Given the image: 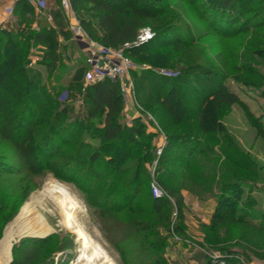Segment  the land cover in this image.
<instances>
[{"label": "trees", "instance_id": "1", "mask_svg": "<svg viewBox=\"0 0 264 264\" xmlns=\"http://www.w3.org/2000/svg\"><path fill=\"white\" fill-rule=\"evenodd\" d=\"M188 1L196 3L198 0ZM244 1L246 5L237 0H207L199 7L205 13H211L209 26L212 31L222 38H229L264 27V7L257 10L249 7L254 3L263 4L264 0ZM46 3V8L36 15L30 3L16 0L13 7L14 22L0 30V138L11 136L15 147L23 150L22 159L27 170L37 169L40 172L52 169L53 157L58 156L62 147L74 136L80 135L78 146L73 153L66 155L65 160L70 165L64 170L66 176L59 173L57 176L78 180L88 190H100L103 198L98 206L114 207V210L107 209L101 213L119 215L130 208L123 222L143 239L144 249L154 253L148 264H170L165 253L173 233L179 235L180 227L170 228L168 225L172 205L179 212L184 208L182 190L185 187L186 169L194 165L191 158L200 153L211 163L220 159L231 164V159L234 164L239 162L233 140L217 137L221 126L216 124V113L234 104L245 108V103L237 93L227 88L224 83L227 73L216 65L188 64L172 71L173 75H162L153 69H142L138 73L133 70L137 95L140 93L137 99H143L144 106L151 109L153 114H158L159 110L166 114L167 123L162 126L166 131L165 145L157 157L154 138L160 133L156 129L146 130L140 117L132 119L130 124L124 123L121 118L123 97L118 82L109 78L88 82L85 60L75 70L70 84L60 91L49 90L46 84L33 77L31 69L27 67L31 45L40 44L44 47V63L50 73L64 66L62 60H69L67 50H72L71 44L58 39L61 36L69 41L71 37L69 22L60 7V0H52L51 5L48 1ZM69 3L89 39L111 49L122 48L125 55L133 60L139 59L154 46L161 45L170 47L174 52H182L195 42L190 26L182 27L172 20L178 15L167 0H69ZM48 14L53 25L47 22ZM34 19L38 24L37 29H32L30 25ZM145 27H150L154 35L139 43L138 35ZM258 52L264 56V36L262 48ZM166 65L173 64L166 62ZM165 87L168 90L162 93ZM63 93L66 95L64 99L61 98ZM48 109L53 112L50 117L44 113ZM42 114L44 116L40 117ZM247 114L257 129V135L264 139L263 125L251 112ZM34 127H40L37 137L25 142V136L33 132ZM171 128V131H167ZM91 142L99 143L95 150L91 149ZM222 142L223 147L215 149L212 146ZM153 159L156 160V181L165 195L154 197L149 183L147 195L137 203L147 184L148 177H141L147 172L145 163ZM129 161L135 162V165L130 183L125 185L122 180L131 169L123 167V164ZM9 165L0 156V235L4 224L18 206L17 198L26 197L30 189L27 185L23 188L19 181L10 189V194L6 193V189L4 191L2 184L6 174L20 172V169ZM81 168H85L82 177H76ZM68 170L72 172L67 174ZM222 171L233 181L222 182L218 186L216 205L208 228L213 230L237 225L232 237H237L243 249L239 252L232 247L224 250L221 247L219 252L226 264H239L236 256L251 261L252 254L264 260V223L254 213H248L254 199L248 195L247 201L238 207L243 213L235 215L236 202L223 196L226 191L237 192L240 182L248 181L240 175L238 177L235 169L220 167L217 170L218 173ZM252 184L253 188H257L256 181H252ZM120 187H123V191L119 199L112 201ZM194 193L198 197L213 196L210 192ZM229 237L223 243L229 242ZM47 239H20L12 247L10 264H52L46 261L47 256L51 255L49 249H45ZM205 240L211 245L222 243L217 237L210 239L208 236Z\"/></svg>", "mask_w": 264, "mask_h": 264}, {"label": "rangeland", "instance_id": "2", "mask_svg": "<svg viewBox=\"0 0 264 264\" xmlns=\"http://www.w3.org/2000/svg\"><path fill=\"white\" fill-rule=\"evenodd\" d=\"M206 1L207 0H198L196 3H192L188 0H167L171 9L178 15L172 20L182 27L187 25L192 28L195 38V42L192 45L188 46L182 52H174L170 47L158 45L150 48L147 53L141 55L139 59H132L137 65V73L142 69L174 71L193 63L207 66L216 65L227 73L224 82L227 88L237 93L245 103V108L238 104H234L225 106L216 113V124L217 126H221L220 130L216 133L217 137H225L233 140L238 151L239 162L234 164L233 159H231V164L229 161L220 159L211 163L202 154L196 153V155L191 158L192 163H194L192 168L187 170L186 166L183 165L186 169L185 187H183V191L187 196V201L191 204H200L202 210H198V205L197 210L184 207L182 211L179 212L175 206L172 205L171 220L168 226L170 228L179 226L180 233L179 235L176 234V239L175 236L172 235V240L167 250L172 247L175 248L178 243H183L195 248L196 251H198V255L203 259L209 258V254L212 252H219L221 247H223V250L226 247H232L239 252H242L241 249H243L240 247L237 237H235V235L232 237V235L236 233V229L238 228L237 225L231 224L213 230L208 228V225H210V217L216 205L217 199L215 195L219 191L218 186H220L222 182L233 181L229 180L230 178L228 175L224 174L223 171L222 173L217 172L220 167L225 170L235 169L238 177L240 175L243 180L248 181L240 182V186L237 187V192L226 191L223 194L225 197L228 196L231 201L236 202L237 208L235 210V215L243 213L238 210V207L243 204L242 202L247 201V197L250 195L251 198L254 199V204L249 208L248 213H254L259 217L258 220L264 223V139L257 135V129L247 114L251 112L254 118L264 127V56L258 52V49L262 48L264 27L249 30L237 36L222 38L220 35L215 34L209 26V16H212L211 13H205L204 10L199 7L200 4L202 5L206 3ZM237 2L246 5L244 0H237ZM249 7L250 9L257 10L264 7V3H254ZM201 12L202 14H200ZM73 23H75V21ZM71 34L73 39V33ZM166 62L172 63L173 65L167 66ZM133 72H130V78L134 86V99L123 101L129 103L130 106L138 112V117L141 118L142 123L146 126V130L156 129V131L160 133L158 137L154 138L156 146H158V139H161V135L166 133L165 129L162 127L164 123H167L166 114L162 110H159L158 114H153L151 109L144 106L143 99L141 100L140 97L139 100L137 99L140 93L137 95L135 85L136 76ZM58 89L60 91L61 86L58 85ZM167 90L168 87L162 88V93H166ZM38 112H40V110H38ZM44 113L46 117H50L53 112L48 109L47 111L45 110ZM42 116H44V114L40 115V117ZM130 122L131 121H129V124ZM8 129L6 132L9 134ZM39 129L40 127L32 128L33 132L25 136V142L33 140V137H37L36 133ZM171 130L172 128L167 131ZM10 135H12V133H10ZM10 137L0 138V156L4 157L6 165L10 164L12 168L20 169V172L18 174H6L2 188L4 191L6 189V193L10 194V189H13V186H16L20 181L23 188L27 185L30 189L26 197L21 199L17 198V201L19 200L18 206L12 217L3 226L0 235V241L4 239L0 246V264H8L11 245L18 239V237L15 239L13 235L9 234L11 225L16 221L15 219L20 216L33 194L42 190L50 178H54L71 186V190L82 205L81 210L77 214V219L84 224L85 230L96 241L101 243L110 257L112 256L111 258L116 264H148L153 259L154 253L151 250L144 249L145 244L143 239L132 232L131 228L126 226L123 222L124 215L130 208L119 215L113 212L101 213V211L105 212L107 209L114 210V207L112 205H110V207L108 206V208L98 206L100 200L103 198V194L100 190H88L86 186L81 184L78 180L72 181L68 179V177L62 178L57 176V173L64 175V170L68 169L70 166L65 158L68 153H73L78 146L80 135L74 136L67 145L62 147L60 154L53 157L51 160L53 165L52 169H43L40 172H37V169H34L35 171L27 170L23 164V150H18L11 142ZM90 145L91 149L95 150L99 143L91 142ZM223 145V142L212 144L215 149L223 147ZM154 160L155 159H153V161ZM153 161L145 163L147 172L141 175V177L145 178L147 176L148 179L144 191L139 196L137 203L147 195L148 184L152 179L151 166ZM134 165L135 162L133 161L123 164V167H130L131 169L122 180L125 185L130 183ZM179 166L181 169V164ZM70 171L71 170L66 171L67 174H69ZM84 171L85 168H81L78 174H76V177H82ZM154 178H156L155 174ZM190 178L192 179L191 183H189ZM252 181L257 182V188H253ZM23 188H21V190ZM122 189L123 187H120L116 191L112 201L119 199L123 191ZM194 192H210L213 196L198 197L194 195ZM98 195L100 196L97 197ZM209 203H212L213 206H209ZM209 211L212 212L211 215L208 214ZM42 212L47 222L49 224L52 223L51 225L54 227V232L44 237V239L50 237L47 239L48 241L46 242L45 249H49L51 255L49 257L47 256L46 261H51L52 264H83L79 257L77 236L59 224V216L55 211L52 213L47 211ZM208 236L210 239L217 237L222 243L225 238L228 236L230 237L227 243H216L211 245L205 243V239ZM20 239H24V237ZM252 256L253 259L249 261L250 264H252V261L264 263L263 259L253 254ZM197 259L200 260V258Z\"/></svg>", "mask_w": 264, "mask_h": 264}, {"label": "built area", "instance_id": "3", "mask_svg": "<svg viewBox=\"0 0 264 264\" xmlns=\"http://www.w3.org/2000/svg\"><path fill=\"white\" fill-rule=\"evenodd\" d=\"M15 2L16 0H12ZM36 9L41 10L46 8L47 3L45 0H26ZM1 4V0H0ZM60 7L65 10L70 7L69 0H60ZM13 7L9 5L4 8V12L7 15H12ZM2 27V21L0 20V29ZM73 33V39L78 43L79 47L85 52V63L87 64L88 70L86 72V80L88 82H94L97 80H102L104 78H109L113 81H117L119 84V89L122 94L123 100L128 101L134 99V86L133 81L130 78V72L136 70L137 65L132 61V59L125 55L122 48L111 49L109 47L103 46L88 38L87 34L84 32L78 21H75L70 26ZM154 33L151 31L150 27H145L140 30L138 35V42H145ZM37 61L36 49H32V53L29 57L28 67H31ZM162 75H173L170 70L159 71ZM66 97L65 93L61 95V98ZM161 143L156 148V156L161 155L163 147L165 145V136L161 135ZM156 165V160L153 161L151 166L152 179L150 182V188L154 197H161L165 195L163 190L157 184L156 178H154V169ZM173 203V200L170 198ZM194 209H198V204H194ZM175 239L176 234H173ZM239 260V264H250V262L241 256H236ZM209 264H226L223 256L215 251L209 254Z\"/></svg>", "mask_w": 264, "mask_h": 264}, {"label": "bare ground", "instance_id": "4", "mask_svg": "<svg viewBox=\"0 0 264 264\" xmlns=\"http://www.w3.org/2000/svg\"><path fill=\"white\" fill-rule=\"evenodd\" d=\"M81 207L70 185L50 178L42 190L33 194L20 216L13 221L9 234L15 239L21 235L46 237L54 232V227L47 222L42 211H55L59 216V224L77 236L79 257L83 264H116L101 243L77 219Z\"/></svg>", "mask_w": 264, "mask_h": 264}, {"label": "crops", "instance_id": "5", "mask_svg": "<svg viewBox=\"0 0 264 264\" xmlns=\"http://www.w3.org/2000/svg\"><path fill=\"white\" fill-rule=\"evenodd\" d=\"M46 1H48V3L50 5L52 4L51 3L52 0H46ZM14 4H15V2H13L12 0H1V4H0V20L2 21L1 29L8 28V26H11V24L14 22L15 15L13 14V11H12V15H7L4 12L5 7H7L9 5H12V7H14ZM63 12H64V15L67 17L68 22H69L68 23V25H69L68 30L72 33L70 26L73 24L74 21H77V18L75 17V13L71 9V7L63 10ZM34 13L36 15H39V14H41V11L34 7ZM46 18H47V22H49L51 25H53L52 18L49 14L47 15ZM30 25H31L32 29L38 28V24H37L36 19L31 21ZM58 39L62 43L72 45L71 46L72 50L71 51L69 49L67 50V55H68V57H70V59L68 60L66 58H63L62 61L64 63V66L63 65L60 66L58 71L55 70L53 73H50L47 71V68H46L45 63H44V55H43L44 54V47L40 44L31 45L29 52H28V56H27L29 59V57L32 53V49L33 48L36 49L37 61L31 67H28V66L27 67L29 69H31L33 77L37 81H39L40 83L46 84V86L48 87L49 90L58 89V85L61 86V88H63V89L66 88L70 84V80H71L75 70L80 65L84 64V60H85V52L79 47L78 43L74 39H72V34H71V37L69 40L70 42L68 40H64L61 36H59ZM64 57H66V56H64ZM60 71H61V73H60ZM62 72H64V73H62ZM80 103H82V102H80ZM138 115H139L138 112L134 108H132V106H130L129 103H126L123 101V110L121 111V118H122L124 123L129 124V121H131L135 117H138ZM158 142H159L158 143V145H159L161 143V139H158ZM154 143H155V141H154ZM182 194L184 196V207L193 208L195 203L191 204L187 201L188 200L187 196L185 195L183 190H182ZM198 205H199L198 210L201 211L202 207L200 204H198ZM208 205L211 206L212 203H209ZM207 212H208V210H207ZM211 213L212 212L209 211L208 214L211 215ZM197 252L198 251H196L195 248L190 247L189 245H185L183 243H178L175 248H173V247L170 248L169 250L166 251L165 254H166V257H167L170 264H207V259L201 258ZM197 258H200V260ZM252 264H264V263H260V261H252Z\"/></svg>", "mask_w": 264, "mask_h": 264}, {"label": "water", "instance_id": "6", "mask_svg": "<svg viewBox=\"0 0 264 264\" xmlns=\"http://www.w3.org/2000/svg\"><path fill=\"white\" fill-rule=\"evenodd\" d=\"M23 237H38V238H43V237H41V236H36V235H32V236L21 235V236H19L18 239L15 240V241L12 243V245H11V248H10V260H9L8 264H10V262L12 261V258H11L12 252H11V250H12V247H13L14 243L17 242V241H19L20 238H23Z\"/></svg>", "mask_w": 264, "mask_h": 264}]
</instances>
